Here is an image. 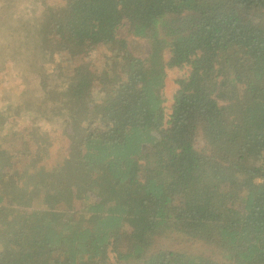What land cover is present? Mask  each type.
I'll list each match as a JSON object with an SVG mask.
<instances>
[{
  "label": "trees",
  "instance_id": "16d2710c",
  "mask_svg": "<svg viewBox=\"0 0 264 264\" xmlns=\"http://www.w3.org/2000/svg\"><path fill=\"white\" fill-rule=\"evenodd\" d=\"M16 1L0 52L56 56L0 79V264H264V0Z\"/></svg>",
  "mask_w": 264,
  "mask_h": 264
},
{
  "label": "rangeland",
  "instance_id": "374dc122",
  "mask_svg": "<svg viewBox=\"0 0 264 264\" xmlns=\"http://www.w3.org/2000/svg\"><path fill=\"white\" fill-rule=\"evenodd\" d=\"M20 1L21 0H19V1L17 0L15 3L11 2V5H13V7L17 8V5L19 3H24L28 8H38L40 10L44 8V4H42L43 3L42 0H22L21 2ZM0 6H1V0H0ZM3 14L0 12V18ZM3 18H6V16H4ZM0 21H1V19H0ZM126 31H127V28H125V26H124L118 30L117 34H118V36H120V35L124 36L127 34ZM55 56H56L55 52L47 51V50L42 51L39 55L38 54H18V55L14 54V55H12V57L5 52H0V79H2V81H5L4 79L7 80V82H8L7 88L9 90H11L14 94L16 93L17 90H19V91H23L22 97H25V98L27 97L30 99L42 98L44 95V92L41 89L42 88L44 89V87L40 83L38 85V79L34 78V75L29 74L26 77V79L21 81L19 84L11 83V82H15V81L21 79L20 72L22 71V69L24 67H26L27 63L29 61L33 60L34 58H39L40 61H42L45 58L46 59H52ZM86 72H87V70H86ZM184 73L185 72L183 70H179V69L168 70V78H167L168 86H167L166 92H165L166 104H167V110L168 111L170 109V105L173 102V98H174V92H175V88H176L175 80L177 78H180ZM88 74H92V71L89 70ZM0 121H3L1 110H0ZM10 133L13 136L20 137L17 126L13 127V129L11 131H8L6 134L9 135ZM69 133H72V131H70ZM2 134L4 135L5 133H2ZM6 137L10 138L9 136H6ZM59 146H60L59 139H51V141H49V143H46L42 146L39 145L38 147H39V150L41 152H44L45 155L49 159H52L53 155L55 153V150L58 149ZM157 244H158V242H157ZM172 246L177 247V248L182 249V250L196 251V252H202L204 250V247H205V245H203L202 242L201 243L191 242V241H188L187 239H184V238L177 240V244L172 245ZM205 253L208 255L211 254V252L208 250L205 251ZM215 256H216V258H218L220 260L222 259V257H220L218 255H215Z\"/></svg>",
  "mask_w": 264,
  "mask_h": 264
}]
</instances>
